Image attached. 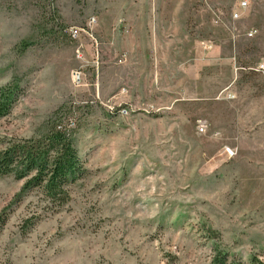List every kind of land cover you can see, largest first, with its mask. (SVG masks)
<instances>
[{
    "label": "rangeland",
    "instance_id": "374dc122",
    "mask_svg": "<svg viewBox=\"0 0 264 264\" xmlns=\"http://www.w3.org/2000/svg\"><path fill=\"white\" fill-rule=\"evenodd\" d=\"M241 1L0 0V154L65 105L83 164L54 199L0 171V264H264V0Z\"/></svg>",
    "mask_w": 264,
    "mask_h": 264
},
{
    "label": "trees",
    "instance_id": "16d2710c",
    "mask_svg": "<svg viewBox=\"0 0 264 264\" xmlns=\"http://www.w3.org/2000/svg\"><path fill=\"white\" fill-rule=\"evenodd\" d=\"M19 87L11 84L0 89V118L7 116L18 98ZM59 107L55 112L53 125L43 139L32 144L11 145L0 154V171L9 172L13 165H19L24 177L33 172L25 188L31 185L43 187L51 198L66 193V184L80 175L83 164L70 138V129L61 121L64 117Z\"/></svg>",
    "mask_w": 264,
    "mask_h": 264
},
{
    "label": "built area",
    "instance_id": "2783aa9c",
    "mask_svg": "<svg viewBox=\"0 0 264 264\" xmlns=\"http://www.w3.org/2000/svg\"><path fill=\"white\" fill-rule=\"evenodd\" d=\"M247 3H248L247 0H242V1L239 3V9L241 10L242 8H246V7L248 6ZM234 17H237V18L240 17V12H239L238 10L235 11V13H234ZM92 21H95V18H93ZM255 31H256V30H252V31H250V32H249V36H253V35L255 34ZM76 35H77V32H76V34H75L74 36H76ZM258 70H260V71H262V72L264 73V61L260 62L259 66H258ZM125 111H126V110H124V112H125ZM205 128H206L205 125H201V127H200L201 131H204ZM225 151H226L229 155H231V156H233V155L235 154V149H234L233 147H230V146L226 147V148H225Z\"/></svg>",
    "mask_w": 264,
    "mask_h": 264
}]
</instances>
